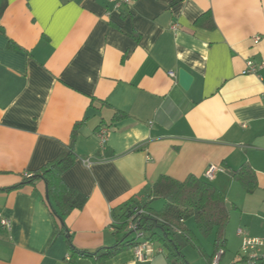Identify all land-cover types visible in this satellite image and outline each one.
<instances>
[{
	"label": "crops",
	"instance_id": "0c3cea01",
	"mask_svg": "<svg viewBox=\"0 0 264 264\" xmlns=\"http://www.w3.org/2000/svg\"><path fill=\"white\" fill-rule=\"evenodd\" d=\"M130 3L0 0V212L11 222L0 264H91L70 262L44 181L18 187L69 146L76 159L60 179L87 201L63 231L81 252L111 247V211L140 204L164 175L224 197L248 163L252 193H264V69L242 74L246 61L264 62V0ZM210 165L221 171L206 180ZM106 264H166L165 251L150 243Z\"/></svg>",
	"mask_w": 264,
	"mask_h": 264
},
{
	"label": "trees",
	"instance_id": "16d2710c",
	"mask_svg": "<svg viewBox=\"0 0 264 264\" xmlns=\"http://www.w3.org/2000/svg\"><path fill=\"white\" fill-rule=\"evenodd\" d=\"M2 9H0V16ZM121 117L123 114L118 113L114 116V120ZM76 127L77 125L72 132L73 137ZM75 159L76 155L72 146L66 147L58 158L45 164L30 178L21 180L22 182L18 185V187L30 185L36 179L44 181L47 206L52 216L59 222V231L56 235H63L71 263H75L80 258L89 257L91 264H106L107 261L126 250L136 248L143 242L153 243L156 240L165 251L166 264H188L182 254L186 246L197 249L198 253L205 257L206 264H211L214 255L219 251L222 255L224 254L227 246L224 229L229 222L230 213L223 195L212 185L194 176H188L184 181L179 182L165 175L158 178L140 204L130 199L120 205L117 210L111 211V228L116 237L111 247L100 248L93 253L77 250L72 245L67 232L63 231L66 229L63 218L75 210H81L86 205L87 198L67 187L60 179ZM230 175L232 180L239 183L247 193L251 194L254 191L255 173L248 163L242 164ZM156 200L163 201V206L160 211L152 212L150 206L152 201ZM138 209L142 210V213L136 214ZM132 217L137 221V230L143 235L141 240L127 229V223ZM191 218L204 237L214 235L212 255L206 256L194 240L192 233L183 227V222Z\"/></svg>",
	"mask_w": 264,
	"mask_h": 264
},
{
	"label": "rangeland",
	"instance_id": "374dc122",
	"mask_svg": "<svg viewBox=\"0 0 264 264\" xmlns=\"http://www.w3.org/2000/svg\"><path fill=\"white\" fill-rule=\"evenodd\" d=\"M224 197L230 216L224 229L227 246L219 264H242L245 255L240 251L241 238L237 236V231L242 230L248 237L264 235V193L249 194L239 183L235 182L233 188L229 193L226 192ZM151 206L152 209L159 210L162 208V201H152ZM185 222L186 226H191L194 240L200 245L203 253L209 256L213 252L214 236L206 238L199 233L193 218ZM152 244L161 245L157 240ZM198 252L191 246H186L182 250L188 264H206L205 257Z\"/></svg>",
	"mask_w": 264,
	"mask_h": 264
},
{
	"label": "built area",
	"instance_id": "2783aa9c",
	"mask_svg": "<svg viewBox=\"0 0 264 264\" xmlns=\"http://www.w3.org/2000/svg\"><path fill=\"white\" fill-rule=\"evenodd\" d=\"M107 2L112 5L114 10H119L122 6H129L130 0H107ZM259 38H254V43L258 42ZM264 69V62L256 64L252 61L245 62V69L242 72L243 75H255L259 70ZM172 75V74H171ZM108 131L106 129H101L97 138L99 143L103 146L106 143ZM221 171V169L210 165L204 172V178L206 180H212L215 173ZM24 178H30L31 174L25 173ZM142 213V210H137L136 214ZM137 221L133 220V217L129 219L127 223V229L132 231L137 239H142L143 235L141 231L137 230ZM0 228H2L7 234L11 231V222L3 216L0 212ZM237 235L241 238L240 251L245 255L243 258V264H264V237H248L242 230L237 231ZM150 243L143 242L135 249L137 253L140 252L142 248L149 245ZM222 252H218L214 255L211 264H219Z\"/></svg>",
	"mask_w": 264,
	"mask_h": 264
},
{
	"label": "water",
	"instance_id": "95a60500",
	"mask_svg": "<svg viewBox=\"0 0 264 264\" xmlns=\"http://www.w3.org/2000/svg\"><path fill=\"white\" fill-rule=\"evenodd\" d=\"M192 80H193L192 76L189 73H187L185 70L180 69L178 71V83L179 86L182 88V90L188 91L193 82Z\"/></svg>",
	"mask_w": 264,
	"mask_h": 264
}]
</instances>
